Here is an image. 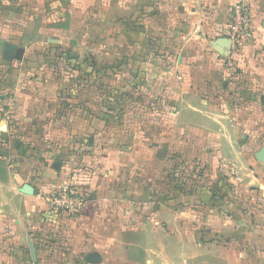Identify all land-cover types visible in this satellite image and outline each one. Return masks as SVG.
I'll list each match as a JSON object with an SVG mask.
<instances>
[{
  "label": "crops",
  "instance_id": "1",
  "mask_svg": "<svg viewBox=\"0 0 264 264\" xmlns=\"http://www.w3.org/2000/svg\"><path fill=\"white\" fill-rule=\"evenodd\" d=\"M236 4L252 37L227 52ZM146 55L143 93L129 78ZM0 85V264H145L160 222L173 245L188 226L183 264H264V0H0ZM58 86L89 112L58 120ZM90 89L111 98L76 100ZM77 175L81 214L49 209L41 196Z\"/></svg>",
  "mask_w": 264,
  "mask_h": 264
},
{
  "label": "rangeland",
  "instance_id": "2",
  "mask_svg": "<svg viewBox=\"0 0 264 264\" xmlns=\"http://www.w3.org/2000/svg\"><path fill=\"white\" fill-rule=\"evenodd\" d=\"M84 61H85L86 64L89 63L88 60H84ZM39 62L40 61H37L34 64V65H36L37 70H39V66H37L39 64ZM13 68L14 67H11V70H13ZM48 68H49L48 69V74L53 73L52 72L53 69L51 67H48ZM16 69H18V68H16ZM14 70H15V68H14ZM56 71H58V69ZM56 71H54V73ZM85 72H86L85 69L80 71V75H78L76 80H74L76 84H81V83L87 82V80L89 79V76H87V73H85ZM74 76H76V75H72L73 79H74ZM57 77H58L57 75L56 76H54V75L52 76V78H55V80H52V83H54V84H56L57 82L58 83H62L61 80L58 81ZM41 79H42V81H44L43 80L44 77H42ZM70 80L71 79L69 78L68 81H70ZM98 86H99V84H96V85H93L92 88H96ZM48 88H49V91H51V92L55 90V87H48ZM94 90H95V92H94ZM94 90L90 89L89 91L87 90V91L75 92V95H76L75 98H76V100H80V102H84V103H86L88 100H92V99L95 98L97 104H99L102 101H105L108 97L111 98V94L108 96V93H109L108 91L107 92H103L100 89L99 90L98 89L97 90L94 89ZM71 95H74V92L70 93V90H67L66 87L58 86V87H56V91L54 93L52 92V94L48 96V105L49 106H50L51 99H54L56 101V103H57V104L55 103V105L58 106V110L55 111V112L58 113V117H57L58 120L60 118H67L68 119L69 117H72V116H75V115L82 116L87 111L89 112V108H85V107L84 108H77L78 110L75 109V108L73 109V107H71V106H73V104H74L73 103L74 99L72 98ZM108 104H111V101H108ZM127 104H129V102ZM110 107H111V109L115 108V106L112 105V104H111ZM51 108H52V106L50 107V109ZM54 108L55 107L53 106V109ZM255 116L256 117L258 116L257 120H259L261 117H263V114L262 113L261 114L257 113ZM57 119H53L52 121H50L49 124H48L49 127H50V124L52 122H55ZM248 135H249V133H248ZM249 139H251V141L253 142L254 149H257V142H255V139L250 138V137H249ZM50 145H52V144H50ZM15 163H16V160H15ZM15 163H11V164H15ZM74 177H76L75 178L76 180H74ZM185 178L186 177L184 176L183 173H178L177 178L174 179L175 181H177V183H178L177 185H179V188H178L179 191H181L180 188H182L181 185H182L183 180H185ZM68 181L71 182L72 184H74L76 182L77 187H78L79 181L81 182V179H80V176H78V175L77 176H70V178L68 177ZM164 184L166 186H169V183H167V181ZM74 186H76V185L74 184ZM79 186H80V189H81L82 186L81 185H79ZM222 189H224V188H222ZM160 192H161L160 194H162L161 198H163L161 200L160 204L162 206L168 205L167 204V201H168L167 197L170 196V194L168 192H163V191H160ZM181 193H183V192L182 191L178 192V194H181ZM219 193H221V192H219ZM176 203H177L178 206H180V209H183V207L186 205L185 202L182 201V199L177 200ZM158 226H159V231H158L159 234H157L158 235L157 247H159V250L156 252V254L149 252V257L147 259L148 261L145 264H150V262L152 260L154 261L155 264H169L170 260H169V252L168 251L173 249L174 247H176V254H175L176 264H183V261L185 259V249L184 248H185V245L189 242V235H188V232H187L188 226L182 224V226H181L182 230H179V234L177 235V237L175 239L176 245H173V240H172L173 235L171 233V230L169 229L168 224L166 222L165 223L160 222L158 224ZM154 238H155V236H154ZM143 240L145 241L146 239H143ZM134 241H138V243L141 244L142 240L137 239V240H134ZM126 243H133V240H129L128 239L126 241ZM145 249H147L146 245H145ZM139 250L141 252V249H139ZM152 256H153V258H152ZM128 259H130V258H128ZM130 260L133 261L132 264H141V260H139L137 257H135L133 259H130ZM116 264H127V263H121V262L118 261ZM128 264H131V263H128ZM170 264H172V263L170 262Z\"/></svg>",
  "mask_w": 264,
  "mask_h": 264
},
{
  "label": "built area",
  "instance_id": "3",
  "mask_svg": "<svg viewBox=\"0 0 264 264\" xmlns=\"http://www.w3.org/2000/svg\"><path fill=\"white\" fill-rule=\"evenodd\" d=\"M230 19L227 38L231 41L230 49L236 51L242 42L252 37L251 14L244 4H236L231 8ZM228 65H230L229 62ZM41 197L52 211L66 213L70 216L81 214L85 203L83 191L68 180L59 185L53 194Z\"/></svg>",
  "mask_w": 264,
  "mask_h": 264
},
{
  "label": "trees",
  "instance_id": "4",
  "mask_svg": "<svg viewBox=\"0 0 264 264\" xmlns=\"http://www.w3.org/2000/svg\"><path fill=\"white\" fill-rule=\"evenodd\" d=\"M150 51L152 52L153 50L150 49ZM149 53V52H148ZM157 55H161L157 54ZM146 58H141L140 60L136 61L135 63H133V71L131 72L130 78H129V82L135 85V89L138 90L139 92H145L146 90L143 88L144 87V83H146L145 80V73L147 71V68H149V65H153L151 61V59L148 57ZM58 58L56 56H54L53 60H48V62L46 61V64H48L49 67H51L53 69V71H56L58 69ZM76 68V67H75ZM8 84V83H7ZM2 86V85H0ZM143 88V90H141ZM0 92H3L0 91ZM146 93V92H145ZM148 93V92H147ZM159 100V98H158ZM101 118H103V121L105 122V125L108 123V120H111L113 122L118 121L117 118L121 117V113L118 111H114V112H99L98 114ZM105 118V120H104Z\"/></svg>",
  "mask_w": 264,
  "mask_h": 264
},
{
  "label": "water",
  "instance_id": "5",
  "mask_svg": "<svg viewBox=\"0 0 264 264\" xmlns=\"http://www.w3.org/2000/svg\"><path fill=\"white\" fill-rule=\"evenodd\" d=\"M218 46L221 47L222 50L224 51H229L231 47V41L228 38H223L221 39L218 43ZM258 159L262 162H264V148L261 149L258 153ZM60 165L58 163L54 164V168H59ZM19 192L21 194L27 195V196H32L34 194V189L33 187L24 184L22 187L19 189ZM31 258L35 262V250L31 249Z\"/></svg>",
  "mask_w": 264,
  "mask_h": 264
}]
</instances>
